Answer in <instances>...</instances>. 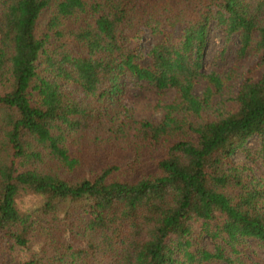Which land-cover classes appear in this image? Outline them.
<instances>
[{
    "label": "trees",
    "instance_id": "obj_1",
    "mask_svg": "<svg viewBox=\"0 0 264 264\" xmlns=\"http://www.w3.org/2000/svg\"><path fill=\"white\" fill-rule=\"evenodd\" d=\"M215 24L240 46L208 71ZM129 73L176 90L160 120L113 108ZM257 165L264 0H0V264H254Z\"/></svg>",
    "mask_w": 264,
    "mask_h": 264
},
{
    "label": "rangeland",
    "instance_id": "obj_2",
    "mask_svg": "<svg viewBox=\"0 0 264 264\" xmlns=\"http://www.w3.org/2000/svg\"><path fill=\"white\" fill-rule=\"evenodd\" d=\"M156 41V38L151 34L149 30L144 31L141 41H133V44L139 45L142 52L146 53L149 47ZM227 45V39L222 27L216 24L212 27L209 43L206 52V69L208 71L217 69L224 70L232 66L236 51L240 46V41L237 37L228 44L227 50L224 48ZM257 59V54H251L246 56L242 61L239 69V75L230 83L232 89L237 90L242 79L246 76V71L251 64ZM122 84L125 87L126 97L124 103L128 109L120 108L119 102L114 103L113 108L116 110H124L130 116L135 118H150L160 120L166 111L165 104L173 101L177 95L174 88L168 89L162 93L154 84L146 80H138L131 73L125 75L122 80ZM205 86V82H200L196 91L201 92ZM67 87L71 89L75 96L82 98L85 96L83 89L73 84H67ZM258 138H254L250 141V146L255 150L258 146ZM237 159H245V155L242 152H238ZM256 171L259 175H264V168L257 165ZM204 241L209 247H213V242L209 236L204 237ZM246 258L252 263L261 262L264 264V248L254 239L249 242V246L246 249Z\"/></svg>",
    "mask_w": 264,
    "mask_h": 264
}]
</instances>
